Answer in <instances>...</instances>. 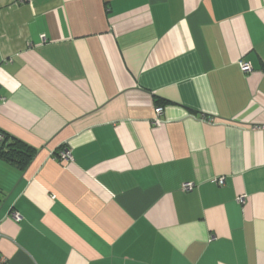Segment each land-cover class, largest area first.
<instances>
[{
	"label": "crops",
	"instance_id": "crops-1",
	"mask_svg": "<svg viewBox=\"0 0 264 264\" xmlns=\"http://www.w3.org/2000/svg\"><path fill=\"white\" fill-rule=\"evenodd\" d=\"M0 132L6 264H264V0H0Z\"/></svg>",
	"mask_w": 264,
	"mask_h": 264
},
{
	"label": "built area",
	"instance_id": "built-area-1",
	"mask_svg": "<svg viewBox=\"0 0 264 264\" xmlns=\"http://www.w3.org/2000/svg\"><path fill=\"white\" fill-rule=\"evenodd\" d=\"M19 2H23L24 0H18ZM239 69L243 74H249L251 72V67L248 63H245L243 61H240L238 63ZM163 112V108L162 107H158L155 109V117L153 119V125L158 126L161 124L159 117L161 116ZM7 142V138L6 135L3 134L2 132H0V150L4 147V145ZM55 156L62 162L68 163L69 161H71V156L70 153L67 151V149H61L58 150L55 153ZM218 185H222L223 184V179H218L217 181ZM191 185L190 184H186L184 185V190H190L191 189ZM238 202L241 205H244L246 203V199L244 196H239L238 197ZM10 217L12 220H14L15 222H18L20 217L16 212H11L10 213ZM0 243H1V235H0ZM0 264H6V260L0 255Z\"/></svg>",
	"mask_w": 264,
	"mask_h": 264
},
{
	"label": "trees",
	"instance_id": "trees-1",
	"mask_svg": "<svg viewBox=\"0 0 264 264\" xmlns=\"http://www.w3.org/2000/svg\"><path fill=\"white\" fill-rule=\"evenodd\" d=\"M7 138V137H6ZM33 151L18 141H9L0 150V160H5L23 168L30 160Z\"/></svg>",
	"mask_w": 264,
	"mask_h": 264
}]
</instances>
